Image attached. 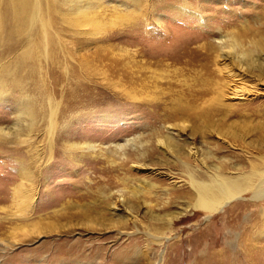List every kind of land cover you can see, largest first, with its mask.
Instances as JSON below:
<instances>
[{"label": "rangeland", "instance_id": "1", "mask_svg": "<svg viewBox=\"0 0 264 264\" xmlns=\"http://www.w3.org/2000/svg\"><path fill=\"white\" fill-rule=\"evenodd\" d=\"M36 2L22 14L0 0V198L19 171L41 165L46 211L4 223L0 264H201L225 248L243 257L244 231L261 225L252 212L264 201L236 219L228 218L234 203L210 216L186 199L171 202L166 190L188 187V165L207 173L229 164L237 173L238 156L261 164L254 129L264 125V80L253 75L262 85L246 100L225 99L223 125L195 136L191 122L163 121L122 92L139 93L138 73L149 76L154 65L148 92L157 103H186L183 85L193 84L209 91L197 98L206 108L222 76L203 71L196 48L216 47L214 70H243L218 40L234 36L244 50H260L264 0ZM255 58L264 62V53ZM247 264H264V254Z\"/></svg>", "mask_w": 264, "mask_h": 264}, {"label": "bare ground", "instance_id": "2", "mask_svg": "<svg viewBox=\"0 0 264 264\" xmlns=\"http://www.w3.org/2000/svg\"><path fill=\"white\" fill-rule=\"evenodd\" d=\"M36 1V3L39 2V0ZM6 3L9 7L19 10L22 14H26L28 11L29 0H6ZM181 10L185 11L186 9L183 8ZM218 41L220 49L227 50L228 54L232 56L233 61H236L243 70H237L229 64L222 63L220 64V68L218 67V69L215 68L214 70L212 67L216 65L218 66V61L213 58L216 47L207 43L204 46H198L196 48L199 52L198 55L196 54L195 58H198L203 71L205 70L206 74L211 77L222 76V82L219 81L217 84L219 87L218 90L216 89L217 96L211 103L210 101L207 102L210 104L206 106V108L197 104V98L208 95L209 91L193 84L183 85V87L186 88L183 90V94L186 95L184 98L187 99L186 103H183L181 99H179L180 101L177 102V104L171 106L166 103H157L158 101L156 102L148 92V83L152 82L150 86L153 88L156 86L158 80V69L155 68L154 70H151L154 65L150 68L151 75L147 76V73L141 72V70L138 73L135 80L141 88L139 93H134L136 90L130 88V91L123 90L122 95L125 98L140 101L145 105L152 106L155 110L154 114H156L154 116L163 119V121L183 119L187 120L189 123L191 122L192 135L194 136L196 134L198 135V133L206 134L212 131L214 132L216 130L215 128L223 125V120L226 119L231 112V107L226 103L227 98L231 97V99L241 101L246 100L249 98L247 96H251L253 90H256L259 87L258 85H262L258 84L257 80H254L253 75H256L260 80H264V62H258V59L255 58V53H264V46H262L260 50L251 49L246 51L243 49L244 47L241 43L236 41L234 36L224 37ZM187 50H189V47L186 51ZM193 50H191V52ZM187 54H190V52ZM160 57L155 56V60L157 59L155 65L158 68L165 66L162 64L163 59ZM189 60L190 61L187 62L185 61L186 64L188 66H193L194 64H191V59ZM148 64H143L140 68H143L144 70L147 68L146 66ZM3 87L4 85L0 83V97L3 95ZM246 106L247 108L253 107V100H250L249 104ZM254 130H257L256 133L261 145L259 149L261 164H257L254 161L250 162L245 156H238L240 159L239 162L242 165H240V170L237 169V173H231L234 167L229 164L215 168V171L213 172L207 171V173L199 172L188 165V187L167 189L166 195L170 197V201L173 202L180 198L186 199L189 202H192L193 209L201 210L210 216L218 214L225 205L234 203V208L232 209V212H230V215L228 214V218L231 216L233 218L236 217V219L241 217L244 211L249 209L254 202L262 203V201H264V168H262L264 166V154H262L264 152V125ZM244 131L245 133H251L250 129H245ZM227 135L234 136L233 140H235V137L238 138V136L230 135V133ZM162 141L163 140L158 141V145L161 147L165 145H163ZM71 147H74V145H71ZM86 147L90 150L95 149L92 145H87ZM123 147L124 146H117V150H122ZM193 149L195 148H192V151ZM193 154L195 156L196 152ZM41 171V165L33 168L32 171H27L25 169L19 171L18 176L13 178L14 183L8 188L9 190L7 192L9 193L7 196L0 198V205H3L0 206V210L4 211L6 214V217L0 218V236L5 235L9 231L8 229L10 228L4 226V223L9 221V219L10 224H12L16 218L24 219L26 217H31V215L37 213L40 214L46 211L44 203L47 197H43L41 200L42 203L40 202V187L42 181L45 179ZM247 195H250L248 200H246ZM7 204L8 206H5ZM254 206H257V204H254ZM63 210L64 208H61L60 210L54 209L51 214L58 216L62 214L61 212ZM252 215L257 218V220L262 219L260 220V222H262L261 225L257 227H247L244 231L243 257L238 258L237 256V258L232 259L234 255L232 254L233 256H231L229 250L226 248L222 251L209 250V252L207 251V254L202 256L203 259L200 263L247 264L250 261H253L255 257L263 255L264 238L260 236H264V207L252 212ZM21 241L22 240L18 241V243Z\"/></svg>", "mask_w": 264, "mask_h": 264}]
</instances>
